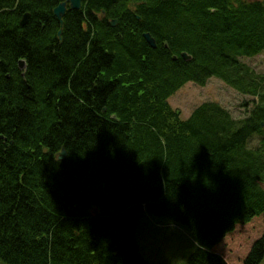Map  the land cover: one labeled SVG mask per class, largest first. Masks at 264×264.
Listing matches in <instances>:
<instances>
[{"label":"trees","instance_id":"16d2710c","mask_svg":"<svg viewBox=\"0 0 264 264\" xmlns=\"http://www.w3.org/2000/svg\"><path fill=\"white\" fill-rule=\"evenodd\" d=\"M60 1L0 0V260L149 264L139 238L172 222L184 264H229L221 244L259 264L264 72L242 58L264 52V0H81L59 23ZM210 76L251 96L243 116L169 104Z\"/></svg>","mask_w":264,"mask_h":264},{"label":"rangeland","instance_id":"374dc122","mask_svg":"<svg viewBox=\"0 0 264 264\" xmlns=\"http://www.w3.org/2000/svg\"><path fill=\"white\" fill-rule=\"evenodd\" d=\"M242 60L256 72H264V52L252 57H243ZM203 100L219 102L235 118L243 116L251 106L250 95L238 92L215 76L208 77L203 84L187 81L168 96L169 104L176 108L183 118L188 116L193 107ZM244 242L236 248L243 249ZM138 243L141 254L149 264H184L188 255L196 248V243L188 229L172 222L161 224L156 229L148 227ZM221 246L218 247L219 251L229 264L240 263L237 251L231 253ZM231 247L235 248V246ZM0 264L5 263L0 260ZM259 264H264V255Z\"/></svg>","mask_w":264,"mask_h":264},{"label":"water","instance_id":"95a60500","mask_svg":"<svg viewBox=\"0 0 264 264\" xmlns=\"http://www.w3.org/2000/svg\"><path fill=\"white\" fill-rule=\"evenodd\" d=\"M80 3H81V0H62L56 6L53 7V14L58 19L59 23H61L62 16H63V14L65 12L66 6L68 5L70 8H79ZM28 16H29L28 12H24L22 14L21 19H20V23L22 25L27 22ZM115 21H116V19H114V18L111 19L110 20L111 25H113L115 23ZM58 34H60V29L58 30ZM143 37H144V39L147 41V43L150 46H152V47L155 46V40L151 36V34L149 32L144 31L143 32ZM181 56L184 59H189L190 58V55L187 52H185V51L181 52ZM173 57H175V55H173ZM23 65H24V60L23 59H19V67H23ZM65 154H66L65 149L61 148V150L59 151L58 157L59 158H64Z\"/></svg>","mask_w":264,"mask_h":264},{"label":"flooded vegetation","instance_id":"af4514ba","mask_svg":"<svg viewBox=\"0 0 264 264\" xmlns=\"http://www.w3.org/2000/svg\"><path fill=\"white\" fill-rule=\"evenodd\" d=\"M67 5V4H66Z\"/></svg>","mask_w":264,"mask_h":264}]
</instances>
